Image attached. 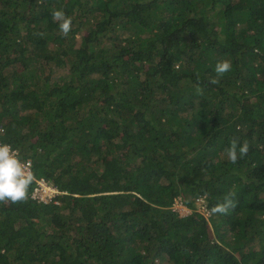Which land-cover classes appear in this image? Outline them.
I'll return each mask as SVG.
<instances>
[{
    "label": "trees",
    "instance_id": "1",
    "mask_svg": "<svg viewBox=\"0 0 264 264\" xmlns=\"http://www.w3.org/2000/svg\"><path fill=\"white\" fill-rule=\"evenodd\" d=\"M0 143L67 191L0 205V264H264V0H0Z\"/></svg>",
    "mask_w": 264,
    "mask_h": 264
},
{
    "label": "clouds",
    "instance_id": "2",
    "mask_svg": "<svg viewBox=\"0 0 264 264\" xmlns=\"http://www.w3.org/2000/svg\"><path fill=\"white\" fill-rule=\"evenodd\" d=\"M52 18L53 21L59 23L61 34L67 37L72 30L71 17L67 16L63 10H54ZM231 69L232 65L229 60L218 61L214 68L216 77L212 78L209 83L218 84L219 78H222ZM198 90L202 91V89ZM225 152L227 159L235 164L240 158L248 154L249 144L247 142L238 143L234 140L225 149ZM39 182V178L31 170L28 162L21 159L19 150L14 149L10 144L0 143V205L27 202L30 198V189ZM233 195L232 192L227 193L223 202L212 207L211 213L226 215L231 208L236 206Z\"/></svg>",
    "mask_w": 264,
    "mask_h": 264
},
{
    "label": "built area",
    "instance_id": "3",
    "mask_svg": "<svg viewBox=\"0 0 264 264\" xmlns=\"http://www.w3.org/2000/svg\"><path fill=\"white\" fill-rule=\"evenodd\" d=\"M28 164L31 167V160L30 159H25ZM39 178V183L34 185L32 190L30 191V197L40 201V202H49L53 201L54 203L58 202V196L63 195L67 193L66 190L60 189L57 185L48 183L47 180L43 176H38ZM195 201L198 204V209H202L201 211H208L209 209L206 208V205L203 202L202 197H196ZM186 207V205L182 202L180 196H176L171 204V208L177 210L178 212L180 211L178 207ZM187 208V207H186Z\"/></svg>",
    "mask_w": 264,
    "mask_h": 264
},
{
    "label": "rangeland",
    "instance_id": "4",
    "mask_svg": "<svg viewBox=\"0 0 264 264\" xmlns=\"http://www.w3.org/2000/svg\"><path fill=\"white\" fill-rule=\"evenodd\" d=\"M195 204H197V202ZM178 208L180 210L179 213L182 214V215L187 214L191 210V208H188V207L186 208V207H180L179 206ZM196 209H198V204L196 205ZM199 210H202V209L200 208ZM203 213L205 215H207L208 211H203ZM74 216L75 215L72 212H69V214L64 216L65 223L63 224L61 230H65L67 233H70V234L73 233L74 236H76V235L79 236V229H77L75 226L73 228V223L75 221V217Z\"/></svg>",
    "mask_w": 264,
    "mask_h": 264
}]
</instances>
